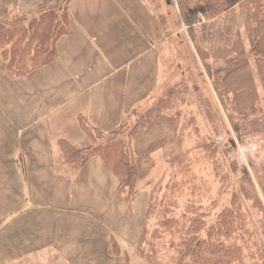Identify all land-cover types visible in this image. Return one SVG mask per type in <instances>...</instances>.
<instances>
[{
  "label": "trees",
  "instance_id": "trees-1",
  "mask_svg": "<svg viewBox=\"0 0 264 264\" xmlns=\"http://www.w3.org/2000/svg\"><path fill=\"white\" fill-rule=\"evenodd\" d=\"M69 1L46 0L29 18L0 20V59L12 79L26 78L57 60L56 42L68 33ZM232 1L190 2L200 23L217 25L218 32L209 40L214 48L209 51L195 37L187 0H177V4L182 9L180 19L188 29L198 62L223 112V125L216 121L218 129L223 131L224 126L227 129L220 131L215 140H201L195 149L204 154L201 158L213 160L220 148L224 162H213L214 173L223 182L232 181L234 188L226 191L230 195L227 205L210 221V209L194 199L198 195L203 197L205 190L200 183L202 178L192 170L193 149L184 151L180 145L171 161L168 181L152 186L146 196L135 247L141 264H264V0ZM236 6L244 12L242 26L247 46L236 42L240 30L228 24L219 26ZM225 51L228 53L222 55ZM167 93L159 96L147 111L149 116L153 115L151 124L163 110L176 112L171 107L182 93L177 88ZM171 116L175 126L177 116ZM143 117L132 111L106 136L82 119V128L92 146L80 149L61 143L64 161L82 169L90 159L99 158L118 181L117 195L130 204L141 192L138 188L141 177L130 152V140L140 132ZM129 123L132 125L127 126ZM249 142L258 147L249 155L247 164L242 165L234 157L240 146ZM160 145H165V141ZM112 245L120 259L116 244Z\"/></svg>",
  "mask_w": 264,
  "mask_h": 264
},
{
  "label": "crops",
  "instance_id": "crops-1",
  "mask_svg": "<svg viewBox=\"0 0 264 264\" xmlns=\"http://www.w3.org/2000/svg\"><path fill=\"white\" fill-rule=\"evenodd\" d=\"M44 1L0 0V20L29 18ZM169 5L175 16L177 4L170 0ZM68 14V33L56 42L54 63L14 80L0 59V78L8 79L4 99L0 90V201L4 203H0V264H29L40 257L45 264H61L57 257L73 251L77 241L68 234L67 218L79 215L80 221L86 219L98 228L96 214L102 217L116 210L118 219H124L121 211H134L137 216L144 210V195L130 204L117 199L118 182L101 161L90 159L77 175L73 166L59 159V151L61 143L80 149L92 146L82 119L106 136L132 111L137 113L138 103L125 106L129 84L135 75L146 79L144 65L159 39L154 38V44L148 41L146 3L70 0ZM3 126L10 129L6 137ZM48 140L55 150L45 146ZM3 143L11 144L12 151ZM88 169L90 177L83 184ZM72 174L74 179L68 176ZM82 208L87 212H77ZM112 222L115 218L107 217L100 223L105 227L100 239L113 240L124 255H131L141 226L134 236L126 237L120 233L124 231L112 228ZM110 229L119 231V238L110 237ZM80 243L83 247L81 239ZM83 258L94 263L86 250Z\"/></svg>",
  "mask_w": 264,
  "mask_h": 264
},
{
  "label": "rangeland",
  "instance_id": "rangeland-1",
  "mask_svg": "<svg viewBox=\"0 0 264 264\" xmlns=\"http://www.w3.org/2000/svg\"><path fill=\"white\" fill-rule=\"evenodd\" d=\"M171 1L177 4V0ZM144 2L147 6V32L148 35L150 34L148 41L154 44L156 37L159 39L157 40L158 43H155L156 47L152 58L150 60L148 59L145 65L144 63L141 65H144L145 67L146 79L145 76L142 77V74L140 80L138 79V76L135 75V80H132L129 84L130 89L125 99L126 108L132 107L138 103L136 108L137 117L141 115L144 116L139 122L140 132L134 134L130 140V152L136 162L141 177V180L138 183V188L141 190L140 195L147 196L149 195L152 186L158 184L160 181H162V183L168 181L172 174L171 161L173 156L179 152L180 145L184 151L187 149L191 151L193 149L190 155L193 162L192 170L198 178H202L200 183L205 190V195L203 197L198 195L194 199L196 202H200L201 206L204 208L210 209L211 216L209 220L214 221L218 211L224 205H227L229 201L230 195L227 194L226 191H230L234 188L233 182H223V180L217 177L214 173V167L212 166L213 162H224L223 155L220 153V148H218V153L215 159L207 160L201 158L204 154L200 149L196 152L195 146L203 139L215 140L217 137H220L221 132L223 133L227 130L225 126L222 127L223 131L218 129V124L216 122L218 121L223 125V112L216 99L215 93L213 92V88L198 62L199 59L197 52L188 36V29L182 24L180 19L179 10L181 11L182 9H178L177 14L174 16L172 13L173 9L169 5L170 0H144ZM190 2L191 0H187V12L191 17V22L194 23L193 26H195L193 28L195 31V37L202 40L205 49L208 51L212 50L214 46L209 40H211L213 35L218 32L217 25L211 26V24L209 25L208 23H200L198 13L193 10V6ZM233 3H235V0ZM243 14V10L241 8L238 9L236 6L229 14L222 18V21L219 22V26L221 28L228 24L233 28L240 30V36L236 42H244L245 46H247V34L242 26ZM189 22L190 21L188 20V23ZM160 23L162 27L161 29L159 28ZM220 35H223L221 30ZM227 53L228 52L226 51L222 52V55H226ZM154 60L156 62L155 67ZM139 67L140 64L136 66L135 70ZM7 83L8 79L0 78V90L2 89L1 96L3 99L5 98L4 89L7 88ZM176 88L180 93L185 94H181L171 107L175 109L176 112L173 110H163V113H160L159 115L154 114V120L156 123L153 122V124H151L149 121L153 115L149 116L147 111L150 110L151 106L155 105L156 99L159 96H163L167 92L169 93ZM145 99L146 101H144ZM171 115L177 116L178 123L175 124V126L173 125ZM131 125L132 123L127 124V126ZM9 130L10 129L7 127H2L4 137H6ZM224 139L226 140V136ZM163 140L165 141V145H160ZM50 142L51 141L48 140L45 146L49 149L51 146V149L55 150L56 148L53 146L52 142ZM39 144L40 143H37V145ZM2 146L8 150V152H11L13 149V146L9 143H3ZM59 152V159H62L63 161L64 159L61 148ZM58 157L59 153L57 158ZM96 159L100 161L99 158ZM197 159L199 161H197ZM73 168L76 169L74 166ZM79 170L80 169H76L77 175H79ZM89 172L90 169L82 175L83 184L88 181V178L90 177V175H88ZM108 173L110 175L112 174L111 172ZM220 175L222 177L224 176L223 170H221ZM68 176L71 179H74V174ZM115 180L117 184L118 181L116 178ZM100 190L98 191L99 193ZM116 197L117 199H121L118 195ZM134 200L135 198L131 203H133ZM137 202L136 208L139 210L141 206L138 205ZM0 203L4 204L2 201H0ZM213 204L215 205L211 208ZM85 211L87 212L85 208L77 210V212ZM120 213L126 217L124 219H118L116 210H114V212H107L102 217H100L99 214L94 215L100 219L98 228L85 221L86 219L82 218V221H80L79 215L73 219L67 218V225H71L68 234L77 241L75 245L72 246L74 249L73 251L67 250L66 256L57 257V263L126 264V258H128V264H141L142 262L140 258L137 257L136 249L131 255H124L125 250L119 246L116 247L119 252L118 257H121V261H119L115 256L116 251L113 250V240H111V242H113L111 243L110 239H100L102 231L105 230V227H103L104 224L102 225L100 223L107 217L115 218L116 221L112 222L111 225L113 227L109 225L110 227L124 231H120V233H124L126 237L135 235L136 231L142 224L143 213L140 212L137 216L134 211H132V213L130 211H121ZM86 216L89 217V213H86ZM118 232L119 231L115 229H113V231L110 229V234L112 235L110 237H113L114 239L116 237L119 238ZM96 235L100 240L96 238ZM80 239L83 242V247L80 243ZM80 249L82 250L79 252ZM85 250L89 252L91 261L93 259L96 263L84 260L83 255ZM45 261V258L40 257V260H32L29 264H45Z\"/></svg>",
  "mask_w": 264,
  "mask_h": 264
},
{
  "label": "clouds",
  "instance_id": "clouds-1",
  "mask_svg": "<svg viewBox=\"0 0 264 264\" xmlns=\"http://www.w3.org/2000/svg\"><path fill=\"white\" fill-rule=\"evenodd\" d=\"M258 145L255 142H249L247 144L241 145L237 150L235 159H237L242 165L247 164L249 155L256 151Z\"/></svg>",
  "mask_w": 264,
  "mask_h": 264
}]
</instances>
